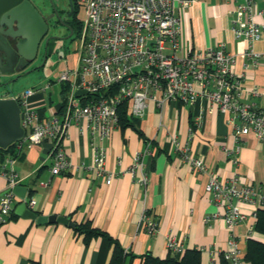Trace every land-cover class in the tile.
Instances as JSON below:
<instances>
[{
    "label": "crops",
    "instance_id": "1",
    "mask_svg": "<svg viewBox=\"0 0 264 264\" xmlns=\"http://www.w3.org/2000/svg\"><path fill=\"white\" fill-rule=\"evenodd\" d=\"M256 3L264 8V0ZM233 7L234 3L228 0H196L187 8L178 9L181 41L198 49L222 43L235 55L233 69L242 75L244 87L256 85L259 91L255 96L245 94L243 99L264 110V58L254 62L245 55L248 41L236 37L231 29ZM255 19L264 22L262 15ZM254 48L262 51V40L256 41ZM74 59L75 56L64 57L57 67L58 60L54 76L71 66ZM11 77L0 79L7 81L0 86V97H11L7 86ZM41 97L42 93L35 94L30 100ZM42 99L45 109L61 111L62 107H55L62 105L61 94L54 104ZM146 104L141 116H133L144 138L131 126H118L106 140V167L112 173L109 184L104 177L94 176L89 131L86 127L80 130L76 124L70 125L62 139L72 162L69 170L51 173L52 159L45 143L0 154V172L10 165L8 159L13 160L17 185L27 188V198L35 201L32 209L37 215L66 216L74 223H38L15 213L16 204L11 211L13 216L0 225V264H109L111 239L118 241L126 254L122 264H142L145 253L160 258L171 255L166 243L170 237L180 243L182 251L199 249L200 264H233L224 262L222 256L230 236L240 242L243 252L247 238L264 241V235L253 230L254 220L250 217L231 231L221 217L204 221L206 215L217 209L222 212L223 208L216 206L204 189L208 173L195 171L179 152L180 147H186L191 154L201 156L206 168L220 179L236 174L240 184L264 188V144L252 131L236 141L226 116L217 111L206 112L208 102L204 98L193 103L165 100L161 105L148 99ZM200 111L204 113L203 122L191 130L194 116ZM173 137L179 142L178 147L171 142ZM237 142L239 149L235 152ZM137 151H141L147 173L145 186L137 181L141 176L139 168L132 169ZM234 156L237 163L232 161ZM6 185V177L0 174V196ZM241 207L247 214L252 208L248 203ZM144 210L157 220L154 234H148L142 224ZM79 226L98 233H78L75 228ZM240 264L250 263L242 259Z\"/></svg>",
    "mask_w": 264,
    "mask_h": 264
},
{
    "label": "built area",
    "instance_id": "2",
    "mask_svg": "<svg viewBox=\"0 0 264 264\" xmlns=\"http://www.w3.org/2000/svg\"><path fill=\"white\" fill-rule=\"evenodd\" d=\"M84 7L82 34L78 42L74 63L66 66L57 76L66 84L64 103L57 110L45 109L43 97L34 101L30 97L43 93L45 88L31 87L11 94L20 108L23 135L15 140L18 150L32 145L46 144V153L52 159L50 171L57 174L69 170L72 162L67 156L62 139L71 124L89 131L92 151V170L95 177H104L106 184L112 179L106 167L107 145L111 132L118 128L117 107L127 102L131 116H141L148 99L159 105L165 100L193 103L199 98L208 102L206 112H220L232 127L235 140L252 131L264 144V110L243 99L247 94H259L256 85L244 87L242 75L234 72L235 55L222 43L204 48H193L181 41L182 27L177 14L196 0H79ZM234 3L231 29L236 37L245 38L249 45L245 55L256 62L264 58L254 43L262 40L264 22L255 19L264 16V8L256 0H228ZM59 107V108H58ZM203 111L194 116L193 125L203 122ZM193 128L191 127V130ZM171 142L178 147L175 137ZM237 142L235 152L239 149ZM180 157L198 172L208 173L204 189L218 209L204 217V221L221 217L228 228L247 219L255 220L257 210L264 205V188L240 184L235 174L230 179H220L209 171L199 155L180 147ZM232 161L237 163V157ZM0 172L7 179L6 189L0 196V225L4 224L16 204L24 202L32 208L33 199H18L12 187L17 184L11 166ZM141 151L133 156L132 169L139 168L137 181L146 185L147 173ZM242 203L252 206L247 214ZM254 223V222H253ZM142 224L148 234L157 230L156 218L147 211L142 213ZM253 228V224H252ZM167 247L181 253L180 243L170 237ZM240 242L230 236L222 251L225 260L240 264L243 258Z\"/></svg>",
    "mask_w": 264,
    "mask_h": 264
},
{
    "label": "water",
    "instance_id": "3",
    "mask_svg": "<svg viewBox=\"0 0 264 264\" xmlns=\"http://www.w3.org/2000/svg\"><path fill=\"white\" fill-rule=\"evenodd\" d=\"M14 24L17 28L15 31ZM47 30L46 19L31 0H0V79L22 70L35 58L38 44ZM16 37H21L23 41H17L11 47L7 38ZM29 71L31 70L24 73ZM6 83L7 81H1L0 86ZM23 132L17 101L12 97H0V147H7L21 137ZM12 191L20 199H27L25 186L16 184ZM15 213L35 219L38 223L57 221L74 225L66 216L37 215L24 202L16 205Z\"/></svg>",
    "mask_w": 264,
    "mask_h": 264
},
{
    "label": "trees",
    "instance_id": "4",
    "mask_svg": "<svg viewBox=\"0 0 264 264\" xmlns=\"http://www.w3.org/2000/svg\"><path fill=\"white\" fill-rule=\"evenodd\" d=\"M76 3V0H74L75 8ZM77 22L78 27L76 32H78L79 30L80 21L78 20ZM60 87V94L64 103V94L67 89V85L60 84ZM127 112V102L123 101L117 107L118 125L120 126V128L131 126L133 129L136 130V132H138V135L141 138H144V135L136 125L138 120ZM191 127H194L193 123ZM6 150H11L14 153L17 152L18 149L15 146V141L5 148L0 147V154H3V152ZM12 216L13 214L10 213L9 218ZM75 229L76 232H83L85 233V235L98 233L94 232L93 230H89L83 226L76 227ZM253 230L258 234L264 235V205L257 210L256 217L253 223ZM111 242L113 244V250L109 264H122L124 262L126 254L122 246L118 243V241L111 239ZM171 252V255H168L164 258L154 256L150 253H145L143 255L142 264H200V250L197 248L185 249L181 253H177L172 250ZM242 259L249 262L250 264H264V241L253 237L247 238ZM223 261L226 262L225 259Z\"/></svg>",
    "mask_w": 264,
    "mask_h": 264
},
{
    "label": "rangeland",
    "instance_id": "5",
    "mask_svg": "<svg viewBox=\"0 0 264 264\" xmlns=\"http://www.w3.org/2000/svg\"><path fill=\"white\" fill-rule=\"evenodd\" d=\"M36 2L39 7L44 11L48 12V5L51 3H60V0H32ZM76 17L78 20H80L79 23V30L76 32V36L72 40H59V44L56 48V58L60 55L59 63L57 64V67L59 64L63 61L64 57H72L75 56L80 37L82 34V21L84 19V7L83 4L78 1L76 3ZM54 22V21H53ZM55 27V26H54ZM55 56L52 57V60L47 61L46 65L33 69L27 73L22 74H13L11 78H9L8 82V89L11 91V93L18 94L24 91L26 88L31 87H41L43 88L46 84L50 82V85L45 88L43 91V97L45 101H50L51 103H57L60 100V83L58 82L56 76H54L55 70L57 68L54 67ZM38 63V60L35 59L32 62V66L36 65ZM52 64V65H51ZM73 64V63H72Z\"/></svg>",
    "mask_w": 264,
    "mask_h": 264
},
{
    "label": "flooded vegetation",
    "instance_id": "6",
    "mask_svg": "<svg viewBox=\"0 0 264 264\" xmlns=\"http://www.w3.org/2000/svg\"><path fill=\"white\" fill-rule=\"evenodd\" d=\"M76 2H78V0H76ZM33 4L46 19L48 30L38 44L35 58L16 74H22L26 70H33L46 65L47 61L52 60V57L55 56L59 40H72L76 36L78 19L76 17L74 0H60L59 4L50 2L47 7L49 9L47 13L39 8L34 2ZM13 28V31L17 29L15 24L13 25ZM7 39L11 47H14V44L17 41H23L21 37ZM60 57V55L57 58L55 56V60H53L52 63H56ZM35 59L38 60V63L32 66L31 64Z\"/></svg>",
    "mask_w": 264,
    "mask_h": 264
}]
</instances>
